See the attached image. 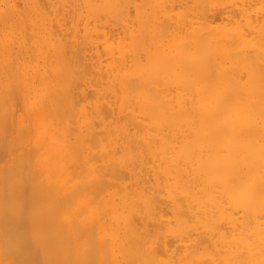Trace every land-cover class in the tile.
Here are the masks:
<instances>
[{"label": "bare ground", "instance_id": "bare-ground-1", "mask_svg": "<svg viewBox=\"0 0 264 264\" xmlns=\"http://www.w3.org/2000/svg\"><path fill=\"white\" fill-rule=\"evenodd\" d=\"M0 264H264V0H0Z\"/></svg>", "mask_w": 264, "mask_h": 264}]
</instances>
